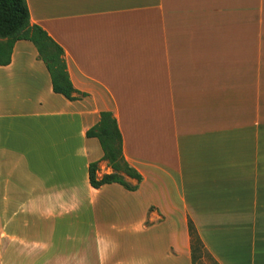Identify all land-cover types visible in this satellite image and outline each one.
<instances>
[{
  "label": "crops",
  "instance_id": "crops-1",
  "mask_svg": "<svg viewBox=\"0 0 264 264\" xmlns=\"http://www.w3.org/2000/svg\"><path fill=\"white\" fill-rule=\"evenodd\" d=\"M74 87L29 40L0 65V264H264V0H27ZM112 111L139 188L87 131ZM133 185L137 180L127 177Z\"/></svg>",
  "mask_w": 264,
  "mask_h": 264
},
{
  "label": "trees",
  "instance_id": "trees-1",
  "mask_svg": "<svg viewBox=\"0 0 264 264\" xmlns=\"http://www.w3.org/2000/svg\"><path fill=\"white\" fill-rule=\"evenodd\" d=\"M29 40L37 48L39 58L46 64L55 92L64 95L69 100H78L86 93L79 92L73 85L65 52L46 30L32 23L27 0H0V65L11 63L13 48L17 41ZM88 137L99 140L103 150V160L112 172L99 176V162L89 165V182L95 189L107 184L117 183L124 188L135 191L139 188L143 176L125 158L123 150V135L118 120L112 111H102L99 121L87 131ZM127 177L137 180L135 185L127 181ZM191 251L193 264H202V259L208 256L212 264H219L207 252L194 222L189 219Z\"/></svg>",
  "mask_w": 264,
  "mask_h": 264
},
{
  "label": "rangeland",
  "instance_id": "rangeland-1",
  "mask_svg": "<svg viewBox=\"0 0 264 264\" xmlns=\"http://www.w3.org/2000/svg\"><path fill=\"white\" fill-rule=\"evenodd\" d=\"M100 168V172L102 171V168ZM202 264H212V261L210 260V258L208 256H206L205 258L202 259Z\"/></svg>",
  "mask_w": 264,
  "mask_h": 264
}]
</instances>
